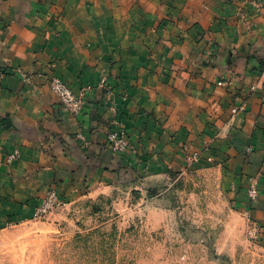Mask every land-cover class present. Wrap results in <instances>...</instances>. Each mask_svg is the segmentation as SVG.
I'll return each mask as SVG.
<instances>
[{"label": "crops", "instance_id": "obj_1", "mask_svg": "<svg viewBox=\"0 0 264 264\" xmlns=\"http://www.w3.org/2000/svg\"><path fill=\"white\" fill-rule=\"evenodd\" d=\"M53 75L88 89L81 112L58 103ZM116 116L137 152L108 147ZM208 143L234 204L264 223V0H0V159L21 154L0 164V221L50 187L68 201L140 158L155 172Z\"/></svg>", "mask_w": 264, "mask_h": 264}, {"label": "rangeland", "instance_id": "obj_2", "mask_svg": "<svg viewBox=\"0 0 264 264\" xmlns=\"http://www.w3.org/2000/svg\"><path fill=\"white\" fill-rule=\"evenodd\" d=\"M105 84L101 80L99 87L108 93ZM113 129L125 131L128 150L137 152L120 117L108 132ZM78 137L87 148L88 139L82 132ZM211 148L208 143L187 151L182 165H160L155 172L139 165L145 160L140 158L132 170L68 201L60 198L51 212L38 216L40 203L57 192L50 187L39 201L27 204L33 212H5L0 264H264V223L234 204L223 163L216 154H205ZM253 150L249 146L246 152ZM20 157L13 150L0 164ZM251 178L259 186V177Z\"/></svg>", "mask_w": 264, "mask_h": 264}, {"label": "built area", "instance_id": "obj_3", "mask_svg": "<svg viewBox=\"0 0 264 264\" xmlns=\"http://www.w3.org/2000/svg\"><path fill=\"white\" fill-rule=\"evenodd\" d=\"M14 71L19 74L21 78L26 82H30L35 77V75L19 67L14 69ZM49 83L53 93L56 95L58 103L61 104L66 111L70 112L73 115L81 112L85 101V95L88 90L86 87L80 89L78 93H75L60 77L54 75L50 77ZM244 109L245 105L242 104L240 106H234L231 110L232 113H237L239 111H243ZM107 141L110 145V148L117 154L124 153L128 150V141L125 135V131L123 130H110L107 134ZM197 155L198 154L196 153L195 159L198 158ZM247 193L249 196L250 204H253L258 200L259 186L258 180L256 178L250 179ZM59 203L60 197L58 193L56 191H52L48 193V195L40 203L35 214H37L38 216L45 215L51 212Z\"/></svg>", "mask_w": 264, "mask_h": 264}]
</instances>
